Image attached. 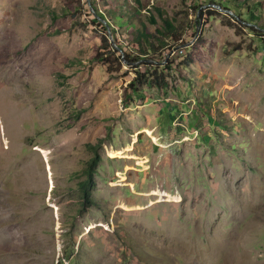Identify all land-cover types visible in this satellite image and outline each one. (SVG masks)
<instances>
[{
    "label": "rangeland",
    "instance_id": "1",
    "mask_svg": "<svg viewBox=\"0 0 264 264\" xmlns=\"http://www.w3.org/2000/svg\"><path fill=\"white\" fill-rule=\"evenodd\" d=\"M139 1L107 3L183 32L168 87L124 103L132 74L98 59L90 0H0V264H264V36L194 0Z\"/></svg>",
    "mask_w": 264,
    "mask_h": 264
},
{
    "label": "trees",
    "instance_id": "2",
    "mask_svg": "<svg viewBox=\"0 0 264 264\" xmlns=\"http://www.w3.org/2000/svg\"><path fill=\"white\" fill-rule=\"evenodd\" d=\"M88 3V10L90 15L96 18L98 24L104 32L108 31V35L112 41L109 42V37L106 35L102 37L103 53L99 55L101 62L107 63L109 69L112 63L105 59V56L116 55L115 62L119 64V69L125 66L132 74V78L126 85L124 90V103L129 101L133 96L138 100L144 99L143 88H156L160 91L168 87V79L172 66L167 60V57H162V52L168 50L171 52L172 44H178L180 41V34L183 30H178L169 19L164 9L155 8L157 18L161 21V26H158L157 19L153 14L145 16V22L142 19L134 22L127 16L124 20V14L121 6H110L108 0H90ZM135 3L140 8V1L135 0ZM102 5L103 9H107L106 16L104 13H99L98 7ZM212 7V11L219 13L226 11L230 13L231 19L236 21L247 20L250 27L247 28L252 34L264 36V23L262 25L257 22V16L254 12L260 10V5L253 0H194V8L198 9L201 6ZM229 15V14H228ZM146 23L152 26L153 31H149ZM198 25V20L196 22ZM123 26L132 31L126 36L128 38L127 50L121 51V44L116 37L117 30ZM114 44L116 47H114ZM183 50H181L182 52ZM191 63L186 61L183 65L187 67ZM102 145V140L96 145H87L93 152V156L85 163L83 172L85 179L78 183L80 192V204L83 212L88 213L90 208L94 205L90 198V190L94 187L95 169L99 164L100 157L98 150Z\"/></svg>",
    "mask_w": 264,
    "mask_h": 264
},
{
    "label": "water",
    "instance_id": "3",
    "mask_svg": "<svg viewBox=\"0 0 264 264\" xmlns=\"http://www.w3.org/2000/svg\"><path fill=\"white\" fill-rule=\"evenodd\" d=\"M114 47H116L114 44H112Z\"/></svg>",
    "mask_w": 264,
    "mask_h": 264
}]
</instances>
